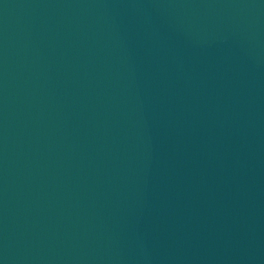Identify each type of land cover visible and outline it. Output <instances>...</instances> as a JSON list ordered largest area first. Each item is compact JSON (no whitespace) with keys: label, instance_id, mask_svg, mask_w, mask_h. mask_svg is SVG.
Returning a JSON list of instances; mask_svg holds the SVG:
<instances>
[{"label":"water","instance_id":"water-1","mask_svg":"<svg viewBox=\"0 0 264 264\" xmlns=\"http://www.w3.org/2000/svg\"><path fill=\"white\" fill-rule=\"evenodd\" d=\"M0 264H264V0H0Z\"/></svg>","mask_w":264,"mask_h":264}]
</instances>
